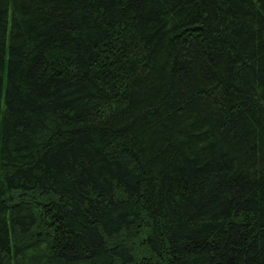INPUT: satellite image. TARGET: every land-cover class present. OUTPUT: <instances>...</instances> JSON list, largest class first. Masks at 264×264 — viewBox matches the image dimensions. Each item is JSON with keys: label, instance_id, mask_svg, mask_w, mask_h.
<instances>
[{"label": "trees", "instance_id": "16d2710c", "mask_svg": "<svg viewBox=\"0 0 264 264\" xmlns=\"http://www.w3.org/2000/svg\"><path fill=\"white\" fill-rule=\"evenodd\" d=\"M0 264H264V0H0Z\"/></svg>", "mask_w": 264, "mask_h": 264}]
</instances>
